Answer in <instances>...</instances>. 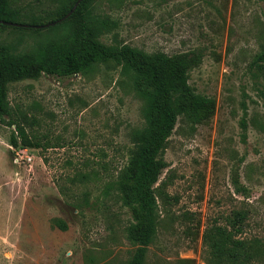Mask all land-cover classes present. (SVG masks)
<instances>
[{
    "label": "rangeland",
    "instance_id": "1",
    "mask_svg": "<svg viewBox=\"0 0 264 264\" xmlns=\"http://www.w3.org/2000/svg\"><path fill=\"white\" fill-rule=\"evenodd\" d=\"M63 1L10 0L17 15L5 21L49 23ZM87 12L106 44L200 52L189 84L216 100L207 122L179 116L166 142L158 184L167 195L144 264H207L203 229L240 209L248 211L244 235L264 243V0H91ZM56 24L0 26V43L30 50L63 30ZM136 84L113 61L8 82L13 110L35 116L32 130L47 148L12 146L14 126L0 118V264H128L132 217L105 188L127 161L132 132L145 125ZM235 169L247 195L235 189Z\"/></svg>",
    "mask_w": 264,
    "mask_h": 264
},
{
    "label": "trees",
    "instance_id": "2",
    "mask_svg": "<svg viewBox=\"0 0 264 264\" xmlns=\"http://www.w3.org/2000/svg\"><path fill=\"white\" fill-rule=\"evenodd\" d=\"M76 1L60 2L54 14L47 16L51 20L63 17ZM89 1L82 0L69 17L55 25L64 26L55 37L36 42L30 50L16 53L8 44L0 43V118L8 119L6 123L14 126L9 139L12 146L46 149L47 145L32 130L35 116L13 110L8 99V82L38 78L42 74L60 77L84 74L93 66L109 61L136 74V90L144 100L145 125L132 132L133 148L127 161L105 189L113 190L132 217L127 237L136 248L128 264H144L148 246L158 230L159 199L167 195L165 182L158 184L167 165L163 156L166 142L179 116L191 124L207 122L215 113L216 100L197 93L189 84L190 70L202 61L200 52L168 54L147 52L127 44H106L96 37L91 26ZM16 15L10 8V0H0V20ZM42 23L33 20L29 24ZM5 25L0 22V26ZM257 58L264 61V46ZM241 124L247 128L244 118ZM232 182L236 191L248 194L238 169L233 172ZM247 219L248 211L240 209L227 215L223 223L206 224L202 236L207 264H256L263 258V241L244 235ZM196 227L200 229V220Z\"/></svg>",
    "mask_w": 264,
    "mask_h": 264
},
{
    "label": "water",
    "instance_id": "3",
    "mask_svg": "<svg viewBox=\"0 0 264 264\" xmlns=\"http://www.w3.org/2000/svg\"><path fill=\"white\" fill-rule=\"evenodd\" d=\"M82 0H77L75 2V4L73 5V7L67 12L66 15H64L63 17L61 18H58L57 20H54V21H51L49 23H46V24H42V25H36L35 27H48V26H51V25H54L58 22H61L63 21L64 19H66L67 17H69L73 11L76 9V7L78 6V4L81 2ZM1 23H4V24H7V25H13V26H26V27H30V26H33V25H30L28 23H18V22H11V21H5V20H0Z\"/></svg>",
    "mask_w": 264,
    "mask_h": 264
},
{
    "label": "built area",
    "instance_id": "4",
    "mask_svg": "<svg viewBox=\"0 0 264 264\" xmlns=\"http://www.w3.org/2000/svg\"><path fill=\"white\" fill-rule=\"evenodd\" d=\"M23 149H26V148H23Z\"/></svg>",
    "mask_w": 264,
    "mask_h": 264
}]
</instances>
